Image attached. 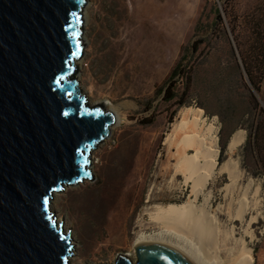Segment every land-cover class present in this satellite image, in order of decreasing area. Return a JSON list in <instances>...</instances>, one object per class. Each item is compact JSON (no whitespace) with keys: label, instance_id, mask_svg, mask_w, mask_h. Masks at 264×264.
I'll use <instances>...</instances> for the list:
<instances>
[{"label":"rangeland","instance_id":"rangeland-1","mask_svg":"<svg viewBox=\"0 0 264 264\" xmlns=\"http://www.w3.org/2000/svg\"><path fill=\"white\" fill-rule=\"evenodd\" d=\"M216 9L224 16L221 27L214 25ZM83 27L84 54L74 75L92 104L121 107L105 147L94 150L95 181L67 188L52 203L70 236V263L114 264L120 254L135 263L141 240L183 247L184 239L155 215L192 201L214 214L222 231L233 232L220 244L223 259L243 239L253 264H264V76L255 91L237 47L250 53L253 30L264 32V0H88ZM196 41L202 43L193 54ZM181 58L191 66L187 90L183 78L168 85ZM187 109L201 112L202 129L213 126L218 150L197 196L176 167L193 153L182 141L186 131L172 133ZM237 133L244 140L230 152ZM226 162L237 163L236 181L219 172Z\"/></svg>","mask_w":264,"mask_h":264},{"label":"water","instance_id":"water-1","mask_svg":"<svg viewBox=\"0 0 264 264\" xmlns=\"http://www.w3.org/2000/svg\"><path fill=\"white\" fill-rule=\"evenodd\" d=\"M87 5L0 0V264H71L70 236L52 203L95 181L94 150L105 147L115 122L74 75ZM134 251L135 263L120 254L114 264H192L161 243Z\"/></svg>","mask_w":264,"mask_h":264},{"label":"bare ground","instance_id":"bare-ground-1","mask_svg":"<svg viewBox=\"0 0 264 264\" xmlns=\"http://www.w3.org/2000/svg\"><path fill=\"white\" fill-rule=\"evenodd\" d=\"M118 107L121 106L108 109V111H111L115 116V122L110 127V130L119 122L117 114L119 110L117 109ZM181 115L182 120H180L178 125L175 127L173 126V137L177 138L176 134H178L180 130H185L186 134L184 135L183 133L184 136H181L183 138L182 141L186 144L185 148L187 146L190 149L192 148L193 153L191 155L188 153L185 155L183 154V157L178 160L176 167L186 172L185 174L188 175V179L192 183L193 192L197 196L202 192L203 188H205L217 166L216 157L218 150L215 147L216 138L212 128L213 126H208L207 129L201 128V112L199 110L187 109V111L181 113ZM243 140L244 136L242 133L235 134L229 143V151L233 152L236 150L237 146H239ZM200 159L203 160L202 163H200ZM219 172H226L234 181L238 179L237 163L226 162V164L219 166ZM187 181L186 179V182ZM195 205L192 201H189L180 205H168L157 209L155 218L163 222L165 227L175 232L174 234L177 238L184 239L183 247L179 246V249L178 247H171L186 256L192 264H253L251 250L246 246L243 239L234 240V249H230L229 254L223 259L221 256L220 244L231 237L234 238L233 232L231 231L229 233L228 231H222L217 224V219L214 214L210 213L205 207L198 208ZM247 206L248 204L245 201L242 209L246 210ZM53 210L54 207L52 206L51 211ZM255 220L256 218L252 217L251 221ZM60 222L61 219L56 218L57 226H60ZM221 234L224 235V239L222 240L220 239ZM145 243L151 242L141 240L136 245Z\"/></svg>","mask_w":264,"mask_h":264},{"label":"trees","instance_id":"trees-1","mask_svg":"<svg viewBox=\"0 0 264 264\" xmlns=\"http://www.w3.org/2000/svg\"><path fill=\"white\" fill-rule=\"evenodd\" d=\"M222 14L218 9L215 10V20L214 25L221 27L223 24V18ZM200 26L198 25L196 27V30H198ZM253 42L254 46L252 48V51L247 53L246 51L240 50V46L238 47V53L241 59L242 67L248 77V81L253 87L255 91H259L260 86L262 84L263 76H264V32L261 30H253ZM199 41L193 42L191 45L192 53H196L199 47ZM187 62L184 63V59L181 58L178 63L175 65L174 69L172 70L170 77L168 79V85L170 88L173 87L172 83L174 82V79L176 77L183 78L185 80V89L187 90L189 87V84L191 82L189 70L191 69V66H189ZM167 87V90L168 88ZM185 94L182 93L180 98H183ZM176 97L175 94H172L171 96L167 97V100H172ZM255 104H257V100H255V97L251 96ZM261 113L263 114L264 119V111L261 109ZM263 130H264V121H263Z\"/></svg>","mask_w":264,"mask_h":264}]
</instances>
